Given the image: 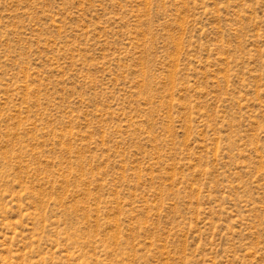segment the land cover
<instances>
[{
	"label": "rangeland",
	"instance_id": "1",
	"mask_svg": "<svg viewBox=\"0 0 264 264\" xmlns=\"http://www.w3.org/2000/svg\"><path fill=\"white\" fill-rule=\"evenodd\" d=\"M0 264H264V0H0Z\"/></svg>",
	"mask_w": 264,
	"mask_h": 264
}]
</instances>
